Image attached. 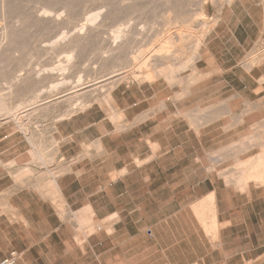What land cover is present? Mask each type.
<instances>
[{
  "label": "crops",
  "instance_id": "crops-1",
  "mask_svg": "<svg viewBox=\"0 0 264 264\" xmlns=\"http://www.w3.org/2000/svg\"><path fill=\"white\" fill-rule=\"evenodd\" d=\"M219 20L197 83L115 89L55 155L0 126V263L264 264V0Z\"/></svg>",
  "mask_w": 264,
  "mask_h": 264
},
{
  "label": "bare ground",
  "instance_id": "bare-ground-1",
  "mask_svg": "<svg viewBox=\"0 0 264 264\" xmlns=\"http://www.w3.org/2000/svg\"><path fill=\"white\" fill-rule=\"evenodd\" d=\"M22 1H24V0H22ZM30 1L32 3V6H33V4L36 5L37 0H36V2H35V0H30ZM32 1L35 3H33ZM39 1H41V0H38V2ZM70 1L66 2L64 0H50L49 2H46V0H45V2L48 3L46 5L44 4V1L42 2L44 5L40 4V2L39 3L37 2L38 5L39 4L43 5V8L42 9L38 8L39 11L37 10V13H36V8H35L36 6H33V9H35V10L32 11L30 8L29 10H31L30 11L31 14L26 15L27 12H25V14L20 13L21 11L19 9H22V10H24V9L19 8L20 5L17 2V0H0V18L2 20L6 21L5 22L6 24L4 23V25H3L4 27L3 28L1 27V30H3V31H2V34L0 35V115L9 116L12 119V121L16 123V125L18 126L17 128H20L19 130H21L23 132H26V130L28 129V125H27L26 121H27V118L29 116V114H27L26 111H24V110L28 109V108H29V110L35 109L33 107H36V105H37L36 100H38L42 97H45L47 100V99H50L51 97H54L56 95H60V94L63 95L62 93H64V96H66L65 91L70 90L71 86H72L71 89L76 90L78 88V91H79V88H81L82 86L85 85V84L83 85L85 79L81 75L79 76V74L76 71L78 70L77 69L78 67L80 68V66H79L80 60L83 59L84 56H86V53L91 52V48L93 47L92 44H94L95 42L97 44L99 43L98 46L101 44V46L99 48H98V46H96V48H98V50L93 49L97 53L96 55L99 56L98 60L100 61V63L98 62V64L99 65L101 64L100 65L101 66L100 74L97 73V74H99L98 77L100 78L101 75L105 76L106 74L113 75L111 78H108V80L109 81L111 80V81H110V84L109 83L107 84V85H111V89L110 90H106V89L104 90L103 87H101V88L99 87L95 90L91 89V91L86 90L85 93L82 92V94H80V95L76 93V96H74L72 98H70L71 95L69 96L68 99L66 97L65 102L68 104L67 110L60 113L56 117V122L65 120V119L73 116L74 112H79V111L84 112L86 110H89L94 105H98L100 107L106 106V107L111 108L114 105V100H113V95H112L113 88L117 85V83L120 80L126 78V76H123V75H125V72H123V71L131 68L132 65H136V64L140 65L139 68H141L143 65H146V67L148 65L147 64L148 62L144 59V53L141 49L139 52L137 51L138 53H136L134 58H130L131 54L135 53L134 50L132 52V49H133L132 47L136 48V46H137L136 43L134 44V41L135 40L137 41V38H136V37H138L137 35L139 33H142V31H140V30H139L140 32L138 31L137 27L130 29L131 27L127 23L126 26H129L130 28L129 27L118 28V27H120V25H121L120 24L117 27V30L114 31V29H113V33L110 32V34L111 33L113 34V35L109 36L110 39H108V37H107V40H103L104 38L102 39L101 34L105 30L103 32L101 30L103 28L105 29L107 26H104L103 21H106L103 18V17H105L104 16L105 12L101 13L102 9L100 8V6H101L100 2H98L99 3L98 7L100 9V12L98 10V12L91 13L88 16L84 15L87 17H85V19H82V18L81 19H82V21L84 20L85 23L81 22L83 24L82 25L80 24L81 26L79 25V28L74 33H73L74 30H72L73 28L71 29L72 34H70L71 32H69L70 30L68 31L69 33H65L67 31H65L66 28H64V27L67 25L63 24L65 26L64 27L62 26L64 28V30H63V28H62V30L65 32H63L61 29H59L61 31L58 32V34L56 31H55L56 33L55 32L53 33L54 35L55 34H57V35L52 36L48 39H45L46 36H48V35L50 36V34L52 33V31H50L51 33H49V34L47 33V32H49V30H48L49 28H51L52 30H53V27H59L60 28V25H62V23H64V21L62 23H60V21H61L60 19L65 17L64 12L62 13L64 15H57V16L55 15L56 17L53 16V14L56 13V12L54 13V11L52 12L53 8L55 9V6H56V8H58L57 6L60 5L63 7V8H61L59 6V8H61V10L63 9L65 12L69 11V13H70V10H73L75 13L76 12L75 10H77V8L81 9L82 8L81 5H83V3L85 2V0H84V2H82L83 0H81V1L79 0V2L80 3L82 2V4H80L78 2L77 3L80 4L81 8L80 7L75 8L76 7L75 5H77V6H79V5L77 3L75 4L74 2L72 3V1H74V0H70ZM88 1H90V0H88ZM88 1L86 0L87 3L85 2L84 4L88 5L89 4ZM93 1L94 0H92V2ZM96 1H98V0H96ZM96 1H95V3H96ZM107 1L109 2V0H107ZM119 1L120 0L115 1V4H114V2H112L113 3L112 5H115L114 9H115V7H117L116 10L119 9L121 6V5L119 6ZM123 1L121 0V2H123ZM128 1L125 0L124 2L126 4H128L127 6L129 7V5L132 6V4L134 2L139 1V0H136V1L133 0L134 1L133 3H131L130 1L128 3ZM154 1H152V2L156 4V1L155 2ZM164 1L162 3L167 5L166 9H168V10L170 9L169 11H173L175 13V18L173 19V21H175L176 24H181L183 26V30L180 33L173 34L172 36H170L168 38L164 37V33L163 32L161 33V31H160L156 37V40H152V43L159 44L161 48L159 51H157L153 55V58H154L153 62L155 64V66L153 67L154 72L148 73L143 78V81H148L149 84H154L155 81L158 82V79L161 80L163 78H165V81H167L169 84L170 83L174 84V82H176L178 79L176 76L179 74V72L183 71L186 68H192L193 74H195L197 72L196 62L201 59V57H199L200 56L199 51H200V48L202 46H204V44H205V40H206L205 36L208 37L216 29V27L220 21L219 17L221 15V13L223 12V10L225 8H233V5H234L233 0L227 1V3H225L224 5H223L224 0H213L212 2H214V4H220L219 6H221L222 8H220V10L218 9L219 15L216 14L215 17L209 18L205 12L207 3L205 4L204 1L199 4V10L197 11V13L194 16H191L188 14H182L181 8L183 6V0H167V2L165 1L166 3H164ZM116 3L118 5H116ZM136 3H138V2H136ZM136 3H134V4L136 5ZM26 4H28V3H26ZM90 4H92V3H90ZM101 4H103V3L101 2ZM106 4H108V3H105L103 5V6H106L105 8H107L108 6L111 5L110 2H109L108 6ZM148 4H150V2ZM96 5H97V3H96ZM139 5L137 4V6H132V7L130 6L131 9L129 10L130 12H128V13H130V14L133 13L131 15L136 14L135 12H137V14L138 13L143 14L144 12H139V8H138ZM152 5H151L152 6L151 8L155 10V8H153L155 5L154 4H152ZM158 5L160 6V4H158ZM28 6H30V5H28ZM85 6L86 5H84V7H83L84 9L85 8L89 9L88 8L89 5L86 7ZM145 6H146V8H145L146 12H148L149 10L151 11V8L149 6H147V4ZM163 6H165V5H163ZM73 7L75 8V10L73 9ZM123 7L125 8L126 6H123ZM25 8H27V7L25 6ZM143 8H144V6L140 7L141 11L144 10ZM58 9H56V11ZM95 9L97 10L98 8H95ZM121 9L122 8H120V10ZM26 10H24V11H26ZM29 10H27V11H29ZM91 10L93 11L94 8ZM110 10H109V12L112 11V10L111 11ZM116 10H114V11H116ZM126 10H128V9H126ZM126 10H125V13H126ZM84 11L86 13V10H84ZM121 12H123V11H121ZM71 13H73V12L71 11ZM88 13H90V11ZM112 13H110V14H112ZM114 13H116V12H114ZM51 14L54 18L51 16ZM58 14H61V13H58ZM67 14L68 13H66V15ZM102 14H103V16H102ZM70 15L73 16L72 14H70ZM70 15L68 14V16H70ZM152 15H154V12H152ZM61 16H63V17L60 18ZM155 18H157V17L155 16ZM1 19H0V21H1ZM65 19L66 18H64L62 20H65ZM68 19H67L68 21H66V20L65 21L70 22L69 24L72 25V19L71 18H68ZM74 19H73V23L75 24L74 21L78 18H76L75 20ZM153 19H154V17H153ZM78 21L79 20H77L76 22H78ZM171 21L172 20H168V22L166 21V23H170L169 25H171L172 24ZM2 22L3 21H1V23ZM106 24H107V22H105V25ZM15 27H17V30ZM121 27H124V26H121ZM11 28H13V29H11ZM36 28L39 29V31ZM32 29L37 30L36 33L40 32V31L41 32H40V34L39 33L36 34L34 31V32H32L33 34H30L31 33L30 31H32ZM74 29H76V28H74ZM59 30L57 29V31H59ZM106 30H107V28H106ZM196 30H197V32L194 35L193 32ZM139 37H140V34H139ZM190 37L193 39V48L184 57V59L182 61H180L179 63H176V61L178 60L179 53L181 52V49H182V48H178V44L183 43V41L185 39L190 38ZM105 39H106V37H105ZM38 41H40V44L42 43V45H39V47H37L38 46L37 45L35 47V42H38ZM44 43H46V44L43 45ZM133 44L135 46H133ZM89 46H92V47H90V50H88ZM94 48H95V46H94ZM91 53H89V56L92 55L94 52L92 54ZM56 55L61 56V57L59 56L60 59L58 58V61H56V62L53 61L49 65L43 66L37 70H35V69L28 70L27 69L28 66H30V64H31L32 58L35 56L40 57V58L45 57V56H51V57L55 58V57H57ZM15 59H17V70L14 72L8 73V70L11 67L12 62H14ZM55 59H57V58H55ZM85 59L88 60L89 58L88 59L85 58ZM82 61H84V59ZM89 61H90V59L88 60V62ZM173 63H175V64H173ZM80 65H84L83 62ZM117 69H120V70H117ZM194 71H196V72H194ZM91 74L94 77L96 72H95V74L94 73H91ZM90 76L91 75L89 74V77ZM95 77H97V75ZM192 77L193 78H190V79H193V80L192 81L190 80V81L191 82L195 81L197 83V81H196L197 77L195 78V76H193V75H192ZM95 79L97 81L98 78H95ZM85 81H87V80H85ZM96 81L94 83H97ZM99 84L102 85V83H99ZM192 84H194V83H192ZM86 85H88V84H86ZM32 86H34V88H36V92L34 93L33 98L29 97L26 99H22V100H20V102L16 106L11 105L10 101L16 93L20 92L21 90L29 89ZM189 86L191 87V84ZM186 89L188 90L189 88H186ZM72 93H73V90H72ZM72 95H74V94H72ZM101 99H102V101H101ZM60 100L62 101V99H60ZM58 101L59 100L57 99V102ZM63 101H64V98H63ZM93 102H98V103L92 105ZM47 103H50V101H48ZM54 105H56V103L53 104L52 106H48L47 107L48 111H50V109H52V107H54ZM161 105H164V104L161 103ZM34 114H39V110H37ZM112 118H113V120H115L116 115H112ZM0 126H1V124H0Z\"/></svg>",
  "mask_w": 264,
  "mask_h": 264
},
{
  "label": "rangeland",
  "instance_id": "rangeland-1",
  "mask_svg": "<svg viewBox=\"0 0 264 264\" xmlns=\"http://www.w3.org/2000/svg\"><path fill=\"white\" fill-rule=\"evenodd\" d=\"M25 1V0H24ZM24 1H22V0H17V2L19 3V5H20V7L19 8H23L24 10H29L30 8H31V10L33 11V10H35V9H33V6H36L35 8H36V13H37V10H38V8H43V5L45 4H48V3H46V2H49L50 0H46V2H45V0H41V1H39L40 2V4H43L42 2L44 1V4L43 5H38L37 4V2H38V0H37V2H36V0H35V2H36V5H34L33 4V6H32V3H31V1L29 2L28 0H26L25 2ZM64 1H66V2H69L70 0H64ZM81 1V0H80ZM88 1V0H87ZM95 1L96 0H94L93 2H92V0H90V1H88V5L87 4H84L85 2H86V0H85V2H84V0L82 1V2H84L83 3V5H81L82 6V8H81V6H80V4H82V2L80 3L79 2V0H74V1H72V3L74 2L75 4L78 2V3H80V4H78L79 6H77V5H75L76 7L75 8H77V7H80L81 9H78L77 8V10H75V8L73 7V9L76 11L75 13H74V11L73 10H70V13H69V11L67 12H65L63 9L61 10V8H63L62 6H60L61 8H59V6H57L58 8H56V6H55V9L53 8V10H52V12L54 11V13L55 14H53V16L54 17H56L57 15H64L65 17H63V16H61L60 18H62V19H64V18H66L65 20L66 21H68L69 19L68 18H78V19H74L75 21V24L73 23V19H72V25H70L69 23L70 22H66L65 20H62V19H60L61 21H60V23H62L63 21H64V23H62V25H60V28L59 27H53V30L51 29V28H49L48 30H49V32H47L48 34L49 33H51L50 31H52V33L50 34V36L48 35V36H46V38L45 39H48V38H50V37H52V36H55V35H57L58 34V32H60L61 30H62V28L65 26V25H63V24H66L67 26H65L64 28H66V30L65 31H67V32H65V31H63L64 30V28H63V32H65V33H69V32H71L70 34H72V31H71V29L72 30H74L73 31V33L79 28V25L81 24H83V23H81V22H84L85 23V21L83 20L82 21V19H85V17H87L89 14H91V13H95V12H98V10H99V12H100V9H99V7H98V2H100V5L102 6H100V8L102 9L101 10V13H104V16L105 17H103L106 21H103L104 22V26H107L106 28H107V30H106V28L104 29H102L101 31L103 32L104 30V32L101 34V36H102V39L103 40H107V37H108V39H110V35H113L112 33H113V29H114V31L115 30H117V27L120 25V27H118V28H125V27H129L130 29H133V28H135V27H137V29H138V31L140 30V31H142V33H139L140 34V37H139V34L137 35L138 37H136L137 38V41L139 42H137L136 40V42L134 41V44L136 43V48H134V47H132L133 49H132V52H133V50L135 51V53H132L131 54V56H130V58H134L135 57V55H136V53H138L139 51H140V49L143 51V53H144V59L148 62L147 64V67H146V65H143L141 68H139V66L140 65H138V64H136V65H132V67L131 68H129V69H127V70H124L123 72H125V75H123V76H126V78L125 79H122V80H120L118 83H117V85L113 88V91L115 90V89H119L120 91H124L125 89H130L132 92H133V94H134V97L135 98H141V96H142V92L141 91H145L147 88H148V85H149V83H148V81H143V78L148 74V73H152V72H154V69H153V67L155 66V64H154V62H153V60H154V58H153V55L157 52V51H159L160 50V45L159 44H155V43H152V40H156V37H157V35H158V33L161 31V33L163 32L164 33V37H166V38H168V37H170V36H172L173 34H176V33H180L182 30H183V26L181 25V24H176L175 23V21H173V19L175 18V13L173 12V11H169L168 9H166L167 7V5L166 4H163L162 2L164 1V0H155L156 1V4L155 3H153L152 1H154V0H146L147 2L149 1L150 2V4L152 5V4H154L155 6L153 7V8H155V10L154 9H152L151 7L153 6H151L150 4H148L145 0H139V1H136V2H138V3H136V2H134L133 0H129L131 3H136V5L134 4H132V6H137V4L139 5L138 6V8H139V12H144L143 14H137V12H135L136 14H134V15H131V14H133V13H128V12H130L129 10L131 9V5H129V7L127 6L128 4H126L123 0V2H121V0L119 1V6H120V8H122L121 10H120V8L119 9H117L116 10V8L117 7H115V9H114V6L115 5H112L113 3L112 2H114V4H115V1H117V0H109V2H110V6H108L109 5V2L106 0H98V1H96V3H97V5H96V3H95ZM128 1V0H127ZM129 1H128V3H129ZM154 1V2H155ZM166 2H167V0H165ZM164 1V3H166ZM205 2V4L207 3V5H206V15L210 18H212V17H215L216 16V14H218L219 15V13H218V11L220 10V8H222L221 6H219L220 4H214V2H212L213 0H183V6H182V8H181V12H182V14H188V15H191V16H194L196 13H197V11L199 10V4L201 3V2ZM227 1H230V0H224V3H223V5L225 4V3H227ZM236 1L237 0H233V4H235L236 3ZM23 2V3H22ZM33 2V1H32ZM35 2H33V3H35ZM38 2V3H39ZM71 2V1H70ZM101 2L103 3V4H101ZM121 2V3H120ZM160 2V3H159ZM25 3V4H24ZM26 3H28V4H26ZM30 3V4H29ZM87 3V2H86ZM90 3H92V4H90ZM105 3H108V4H106L108 7L107 8H105L106 6H103ZM144 5H143V4ZM162 3V4H161ZM147 4V6H149L150 8H151V11L152 12H154V15H152V12L149 10H147L148 12H146V10H145V8H146V5ZM158 4H160V6L158 5ZM27 7V8H25V6ZM28 5H30V6H28ZM84 5H86V6H88V8L89 9H87V8H83L84 7ZM97 7H96V6ZM116 5H118L117 3H116ZM163 5H165V6H163ZM217 5V6H216ZM24 6V7H23ZM40 6V7H39ZM42 6V7H41ZM85 6V7H86ZM94 6V7H93ZM113 6V7H112ZM123 6H126L125 8L123 7ZM143 7L144 6V10L143 11H141V9H140V7ZM159 6V7H158ZM94 8V10L92 11L91 9H93ZM112 9H111V8ZM95 8H98L97 10L95 9ZM112 10H110V9ZM124 8V9H123ZM149 8V9H150ZM56 9H58L57 11H56ZM65 9V8H64ZM116 10V11H114V10ZM126 9H128V10H126ZM219 9V10H218ZM21 12L20 13H23V14H25V12H27L26 13V15H29V14H31L30 13V11L31 10H29V11H24V10H22V9H19ZM67 10V9H66ZM84 10H86V13H85V11ZM96 10V11H95ZM109 10L111 11V12H109ZM119 10V11H118ZM125 10H126V13H125ZM39 11V10H38ZM71 11L73 12V13H71ZM90 11V13H88ZM92 11V12H91ZM116 12V13H114V12ZM121 11H123V12H121ZM180 11V10H179ZM51 12V13H52ZM64 12V14H62ZM113 12V13H112ZM146 12V13H145ZM58 13H61V14H58ZM66 13H68L69 15L70 14H72L73 16H68V14L66 15ZM110 13H112V14H110ZM111 16H110V15ZM151 14V15H150ZM56 15V16H55ZM84 15H87V16H84ZM51 16H52V14H51ZM52 16V17H53ZM68 18H67V17ZM84 16V17H83ZM102 16H103V14H102ZM155 16L157 17V18H155ZM53 17V18H54ZM110 17V18H109ZM153 17H154V19H153ZM82 18V19H81ZM102 18V19H103ZM1 19V18H0ZM68 19V20H67ZM103 19V20H104ZM110 19V20H109ZM77 20H79L78 22H76ZM81 20V21H80ZM168 20H172L171 21V25H169L170 23H166V21L168 22ZM1 21H3L2 23H1ZM1 21H0V35L2 34V31L3 30H1V27L3 28L4 26V23L6 22L5 20H2L1 19ZM66 22V23H65ZM105 22H107V24L105 25ZM68 23V24H67ZM127 23H128V25L129 26H126L127 25ZM174 23V24H173ZM6 24V23H5ZM124 24V25H123ZM2 25V26H1ZM69 25V26H68ZM80 25V26H81ZM63 26V27H62ZM121 26H124V27H121ZM16 28V30H17V27H15ZM74 28H76V29H74ZM116 28V29H115ZM11 29H13V28H11ZM35 29V28H34ZM34 29H32V31H30L31 33L30 34H33L32 32H34L35 31V33H36V31L38 30L39 31V29H37V30H34ZM57 29L59 30V29H61V30H59V31H57ZM47 30V31H48ZM70 30V31H69ZM112 30V31H111ZM57 32V34H53L54 32ZM69 31V32H68ZM139 31V32H140ZM41 32V31H40ZM40 32H37L36 34H40ZM55 32V33H56ZM106 32V33H105ZM110 32H112L111 34H110ZM195 32V33H194ZM193 32V34L195 35L196 34V32H197V30L196 31H194ZM34 33V34H35ZM142 35V36H141ZM104 36V37H103ZM105 37H106V39H105ZM134 37V38H135ZM135 38V39H136ZM205 38H206V36H205ZM204 38V39H205ZM39 43V44H38ZM138 43V44H137ZM46 43H44L43 45H45ZM95 44V45H94ZM94 44H92L93 45V47L92 46H89L88 48V50H90V47H92L91 48V52L94 54H92L91 52H89V53H91L92 55H90L89 56V53H86V56H84V61H82L83 59H81L80 60V63H79V66H80V68L78 67L76 70V72L79 74V76L81 75L85 80H87V81H85L84 80V83H83V85L84 86H82L81 88H79V91H78V88L75 90V89H71V87H70V90H67V91H65V95L66 96H64V93H62L63 95H56V96H54V97H51L50 99H47L46 100V98L45 97H42V98H40V99H38V100H36V102H37V105H36V107H33V108H35V109H33V110H29V108L28 109H25L24 111H26V113L27 114H29V116H28V118H27V121H26V123H27V125H28V129L26 130V132H23V131H21V130H19L20 128H17L18 126H16L15 125V123L12 121V119L9 117V116H6V115H0V124L1 125H4L5 127H6V129H8V130H11V131H14V132H16L17 133V137L18 138H20V139H22V140H24V141H26V142H28V143H30L31 144V142L32 143H35V147H38L43 153H45V154H48V155H55V154H53L54 153V148H55V146H56V144H55V142H54V138H53V132L55 131V128H56V125H57V123L58 122H56V117L60 114V113H62V112H64V111H66L67 110V107H68V104L65 102V99H66V97H67V99L69 98V96L71 95V97L70 98H72V97H74V96H76V93L77 94H82V92L83 93H85L86 92V90H88V91H91V89L92 90H95V89H97V88H101V87H103L104 88V90L106 89V90H110L111 89V85H107L108 83L110 84V81L108 80V78H111L113 75H108V74H106L105 76H103V75H101L100 76V78L98 77L99 76V74H100V71H101V64L99 65L98 64V62L100 63V61L98 60V55H96L97 53L93 50V49H96V50H98V48L101 46V44L98 46V44L95 42ZM97 44V45H96ZM133 44V46H135ZM38 45V46H37ZM39 45H42V43L40 44V41H38V42H35V47L37 46V47H39ZM94 46H95V48H94ZM96 46H98V48H96ZM141 47V48H140ZM178 48H182L181 49V52L179 53V56H178V60L176 61V63H179L180 61H182L183 59H184V57L191 51V49L193 48V39L190 37V38H187V39H185L184 41H183V43H179L178 44ZM139 49V50H138ZM87 50V51H88ZM86 51V52H87ZM138 51V52H137ZM202 52H203V46L200 48V51H199V53H200V56L199 57H201V55H202ZM57 57H55V58H57V59H55L54 57H51V56H45V57H37V56H35V57H33L32 58V60H31V64H30V66H28V70H32V69H35V70H37V69H40L41 67H43V66H46V65H49L50 63H52L53 61H58V58H59V56L60 55H56ZM97 56V57H96ZM61 57V56H60ZM54 58V59H53ZM85 58H89L90 59V61L88 62V60H86ZM60 59V58H59ZM83 62V64L84 65H80L81 63ZM85 62V63H84ZM199 62V60L196 62V70H197V72L196 71H194V72H196L195 74H193V70H192V68H186V69H184L183 71H181V72H179V74L176 76L178 79H177V81L176 82H174V84H172V83H168L167 81H165V78H163V79H158V84H159V86L161 87H167L165 90H166V94L167 95H170V94H172L173 93V91H175V90H180V89H182V90H187L186 88H190V84L191 85H193L192 83H195V82H191L193 79H190V78H193L192 77V75L193 76H195V78L197 77V78H201L202 76H201V74H200V71H199V68H201V67H203L204 66V64L203 63H198ZM173 64H175V63H173ZM17 70V59H15V61L14 62H12V64H11V67L9 68V70H8V73H10V72H14V71H16ZM92 70V71H91ZM117 70H120V69H117ZM95 72H96V74H95ZM91 73H94L95 74V76L97 75V77H93L92 76V74ZM97 73H99V74H97ZM89 74L91 75L90 77H89ZM103 76V77H102ZM95 78H98L97 79V81H96V79ZM93 81H92V80ZM95 79V80H94ZM102 79V80H101ZM191 80V81H190ZM97 82V83H94V82ZM106 81V82H105ZM122 81V82H121ZM93 82V83H92ZM99 83H102V85L101 84H99ZM190 83V84H189ZM86 84H88V85H86ZM157 84V82L155 81V83L154 84H150L151 86H156V85H158ZM98 87H97V86ZM104 85V86H103ZM92 86V87H91ZM87 87V88H86ZM86 88V89H85ZM72 90H73V93H72ZM70 91V92H69ZM78 91V92H77ZM87 91V92H88ZM36 92V88H34V86H32V87H30L29 89H26V90H21L20 92H18V93H16L13 97H12V99H11V101H10V103H11V105L12 106H16L19 102H20V100H22V99H26V98H29V97H31V98H33L34 97V93ZM68 92V93H67ZM72 94H74V95H72ZM61 96V97H60ZM60 97V98H59ZM63 98H64V101H63ZM57 99L59 100L58 102H57ZM60 99H62V101L60 100ZM48 101H50V103H47ZM101 101H102V99H101ZM56 103V105H54V107H52V109H50V111H48V109H47V107L48 106H52L53 104H55ZM96 103H98V102H93L92 103V105H94V104H96ZM28 110V111H27ZM37 110H39V114H34ZM81 112H83V111H79V112H74L73 114L75 115V113L77 114V113H81ZM72 114V115H73ZM8 118V119H7ZM31 141V142H30ZM39 145V146H36V145ZM32 145V144H31ZM33 146V145H32ZM52 157H54V156H51V160H52V162H53V158ZM50 160V161H51ZM15 175H17V171H16V174L13 172V173H11V176L12 177H15Z\"/></svg>",
  "mask_w": 264,
  "mask_h": 264
},
{
  "label": "built area",
  "instance_id": "built-area-1",
  "mask_svg": "<svg viewBox=\"0 0 264 264\" xmlns=\"http://www.w3.org/2000/svg\"><path fill=\"white\" fill-rule=\"evenodd\" d=\"M17 260V254L12 253L10 257L4 259L0 264H14Z\"/></svg>",
  "mask_w": 264,
  "mask_h": 264
}]
</instances>
